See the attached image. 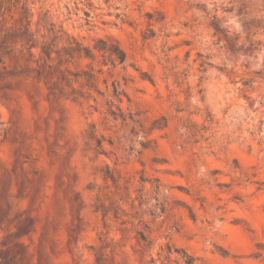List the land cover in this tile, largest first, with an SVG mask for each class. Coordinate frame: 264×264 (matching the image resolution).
<instances>
[{"label": "rangeland", "instance_id": "obj_1", "mask_svg": "<svg viewBox=\"0 0 264 264\" xmlns=\"http://www.w3.org/2000/svg\"><path fill=\"white\" fill-rule=\"evenodd\" d=\"M27 8L40 42H0V264H264V0ZM46 10L83 46L114 39L125 63L76 58L66 84Z\"/></svg>", "mask_w": 264, "mask_h": 264}, {"label": "trees", "instance_id": "obj_2", "mask_svg": "<svg viewBox=\"0 0 264 264\" xmlns=\"http://www.w3.org/2000/svg\"><path fill=\"white\" fill-rule=\"evenodd\" d=\"M29 0H0V42L2 44L5 43L7 34L10 31H14L17 38H19L21 41H26L28 38H34L36 42H40L38 39L37 34L35 32H32L29 27L31 23V17L33 16V13L29 8H27V3ZM67 14L70 13L69 7H66ZM48 10H46L43 14H39V20L38 23L45 22V24L49 25L48 33H41L40 37L42 38L41 43L42 45L50 50L51 46L53 45L50 40L52 37H56L58 33L63 34V39L66 42L64 45H62L59 49H57L56 52V58L53 60L51 58L50 53L47 54L50 61L57 62L55 69L62 75L63 81L66 84H69L70 78L67 76H64V72L61 70V66L63 64H66L76 58L79 59H87L93 62L97 57H100L98 62L100 65V68L98 72H102V67H107L109 70L110 66L115 67L116 65H122L126 61V54L125 52L119 47L118 43L112 39L111 37L106 38H98L95 39L94 44L91 47L83 46L82 43L73 35L67 34L65 31H63L62 25L59 24L58 26L50 21H47V14ZM86 16H89V14L86 11H83ZM16 15L19 17V24L21 27H14L9 25L11 21H16ZM25 22V24H24ZM24 29V34L20 35L21 32H17V30ZM39 31V29H37ZM38 61H43V65L47 67L48 69H51L53 66L51 63H48L42 55H38ZM87 67L90 69L88 72H84V78L86 82H89V79L91 78L92 74V66L91 64H88ZM70 73V72H69ZM72 75V73H71ZM75 76V75H74ZM77 76H80L77 75ZM58 85V84H56ZM77 91L73 89V93L71 92V95H64L66 99H71L73 101H77ZM120 92L117 91V89L114 87L112 91V96L114 97L113 100L108 101L109 104V113L116 116V113L112 110L114 107V101L121 102L120 98ZM117 109H119L117 107ZM99 146L100 143H99ZM111 178L114 181V178L109 175L105 177ZM184 256L187 258L184 260V264H193L194 259L192 257H188L185 252H183Z\"/></svg>", "mask_w": 264, "mask_h": 264}]
</instances>
